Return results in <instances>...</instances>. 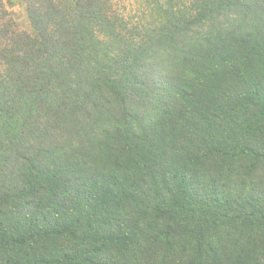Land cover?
Listing matches in <instances>:
<instances>
[{
  "label": "trees",
  "instance_id": "16d2710c",
  "mask_svg": "<svg viewBox=\"0 0 264 264\" xmlns=\"http://www.w3.org/2000/svg\"><path fill=\"white\" fill-rule=\"evenodd\" d=\"M147 1L0 23V264H264V0Z\"/></svg>",
  "mask_w": 264,
  "mask_h": 264
},
{
  "label": "rangeland",
  "instance_id": "374dc122",
  "mask_svg": "<svg viewBox=\"0 0 264 264\" xmlns=\"http://www.w3.org/2000/svg\"><path fill=\"white\" fill-rule=\"evenodd\" d=\"M22 1L24 3V0H10L9 3L6 2V0H0V23L10 26L12 21L11 19H13L16 23V29L18 31L28 33L32 37H35L36 31L29 23L26 8L24 9L19 6L22 4ZM56 2L63 7H66L68 10L71 9L73 5V0H56ZM148 4L149 2L147 0H114L116 8L122 13H125V15H128V20L133 22L137 20L143 21L150 19L143 14V10L148 9ZM14 5H18L15 11L12 7Z\"/></svg>",
  "mask_w": 264,
  "mask_h": 264
},
{
  "label": "crops",
  "instance_id": "0c3cea01",
  "mask_svg": "<svg viewBox=\"0 0 264 264\" xmlns=\"http://www.w3.org/2000/svg\"><path fill=\"white\" fill-rule=\"evenodd\" d=\"M12 1V0H11ZM6 2H10V0H6ZM18 5H14V6H12L13 7V10L15 11V9H16V7H17ZM19 6H21L22 8H24L25 9V5H24V3H23V1H22V4L21 5H19Z\"/></svg>",
  "mask_w": 264,
  "mask_h": 264
}]
</instances>
